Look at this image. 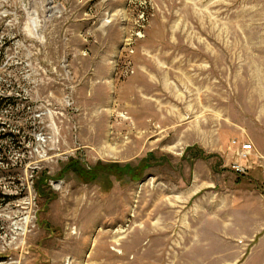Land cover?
<instances>
[{
    "label": "rangeland",
    "instance_id": "rangeland-1",
    "mask_svg": "<svg viewBox=\"0 0 264 264\" xmlns=\"http://www.w3.org/2000/svg\"><path fill=\"white\" fill-rule=\"evenodd\" d=\"M263 3L0 0V264L230 259L217 233L257 155L238 150L264 135Z\"/></svg>",
    "mask_w": 264,
    "mask_h": 264
},
{
    "label": "crops",
    "instance_id": "crops-1",
    "mask_svg": "<svg viewBox=\"0 0 264 264\" xmlns=\"http://www.w3.org/2000/svg\"><path fill=\"white\" fill-rule=\"evenodd\" d=\"M247 143L257 155L251 156L247 178L243 176L229 191L226 230L217 233L225 243L222 252L230 258L224 264H264V135Z\"/></svg>",
    "mask_w": 264,
    "mask_h": 264
},
{
    "label": "trees",
    "instance_id": "trees-1",
    "mask_svg": "<svg viewBox=\"0 0 264 264\" xmlns=\"http://www.w3.org/2000/svg\"><path fill=\"white\" fill-rule=\"evenodd\" d=\"M68 168L73 169V170L81 173V176H83L87 180L92 179L90 176L93 175V173H95L96 171H98L97 167L92 169L91 171H85L82 168L78 167V163L76 161H71L68 164ZM115 170H117V169H112L111 171L114 172Z\"/></svg>",
    "mask_w": 264,
    "mask_h": 264
},
{
    "label": "built area",
    "instance_id": "built-area-1",
    "mask_svg": "<svg viewBox=\"0 0 264 264\" xmlns=\"http://www.w3.org/2000/svg\"><path fill=\"white\" fill-rule=\"evenodd\" d=\"M252 150V144H242L238 150V154L237 156L240 157V159L244 158L247 159V153H249ZM245 167L240 166V165H236L235 169H237L238 171L244 172Z\"/></svg>",
    "mask_w": 264,
    "mask_h": 264
},
{
    "label": "bare ground",
    "instance_id": "bare-ground-1",
    "mask_svg": "<svg viewBox=\"0 0 264 264\" xmlns=\"http://www.w3.org/2000/svg\"><path fill=\"white\" fill-rule=\"evenodd\" d=\"M251 151H253V146H252V150H251ZM251 151H250V152H251ZM250 152H249V153H250Z\"/></svg>",
    "mask_w": 264,
    "mask_h": 264
}]
</instances>
